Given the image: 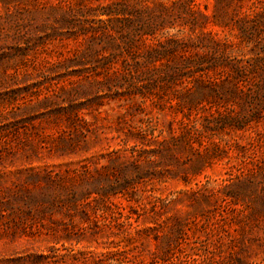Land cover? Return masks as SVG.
Here are the masks:
<instances>
[{"label":"rangeland","instance_id":"374dc122","mask_svg":"<svg viewBox=\"0 0 264 264\" xmlns=\"http://www.w3.org/2000/svg\"><path fill=\"white\" fill-rule=\"evenodd\" d=\"M120 1L0 0V264H164L166 236L183 264H264V0H194L219 24L181 34L212 58L182 110L137 78Z\"/></svg>","mask_w":264,"mask_h":264},{"label":"trees","instance_id":"16d2710c","mask_svg":"<svg viewBox=\"0 0 264 264\" xmlns=\"http://www.w3.org/2000/svg\"><path fill=\"white\" fill-rule=\"evenodd\" d=\"M131 1L134 0L113 2L103 12L110 16L109 20L117 15L131 14L135 17L134 20L124 19V24L119 32L122 40L128 36L130 45H134L138 40L145 41V51L138 50L134 58V60L142 56L145 58L143 61H136L133 65L137 78L140 81L148 79L152 86L155 88L157 86L161 94L172 93V97L169 99L176 100V105L181 110L191 109L198 103L207 101L210 89L208 86H211V83L206 82L210 78L207 80L205 77H207L208 70L212 68V66L208 67L212 58L208 52L204 54L192 52L194 47L183 41L181 34L186 27L195 32L198 29H204L206 23L219 24L217 13L209 15L203 12L200 4L194 0H176L172 4L154 3L153 5L148 0H136L137 7L131 4ZM218 1L229 4L231 0ZM252 5L256 7L257 2H253ZM256 10L255 8L252 12L255 13ZM249 12H246V17L250 16L251 13ZM136 21H138L137 24H140H135ZM170 30H175V32ZM109 39L116 41L117 36L110 35ZM184 82H194L195 88H187L186 90L183 88L177 91L176 86H182ZM146 90L150 93L158 91L151 89V87ZM175 141L173 139L172 143ZM167 145L171 149L168 142ZM164 238L166 239H159V241L156 239L157 251L153 252V262L161 261L165 264L170 257L177 256L180 264L191 263L193 260L191 255L183 253L179 248L181 247V239H169L171 236ZM116 256H121V253L107 255L104 263L100 264H113L111 261L115 260L121 262L120 258H115ZM243 263L241 260L240 264Z\"/></svg>","mask_w":264,"mask_h":264}]
</instances>
